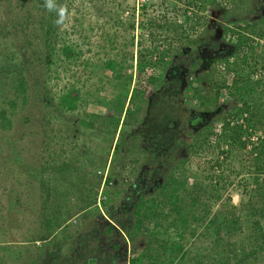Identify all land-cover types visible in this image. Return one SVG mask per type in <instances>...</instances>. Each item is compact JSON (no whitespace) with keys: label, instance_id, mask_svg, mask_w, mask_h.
Segmentation results:
<instances>
[{"label":"rangeland","instance_id":"rangeland-1","mask_svg":"<svg viewBox=\"0 0 264 264\" xmlns=\"http://www.w3.org/2000/svg\"><path fill=\"white\" fill-rule=\"evenodd\" d=\"M217 1L52 0L53 9H34L32 24L25 28L18 26L26 22L18 9L8 12L6 1L0 2V112H15L11 127L0 124V243L6 248H0V264H27L23 249L30 243L26 240L49 221L61 226L46 244L51 255L46 264L129 263L136 256L134 248L117 234L109 239L104 230H99V223H113L119 229L130 225L138 200L159 187L179 158L187 160L192 174L209 171L218 151L211 147L198 156L190 155L187 146L192 143V135L217 115L235 111L240 103L228 89L221 94L218 110L203 112L190 86L191 79L233 53L234 40L229 36L223 39V27H237L242 21L253 24L264 18V0H244L236 5ZM12 2L17 5L16 0ZM201 3L206 4L203 10L198 8ZM194 12L200 17L198 28L189 33L196 40L194 45L165 41V35L172 33L151 25L162 24L166 18L179 27ZM42 22L45 33L41 31ZM28 32L31 45H26ZM43 33L46 38L41 42ZM251 40L254 46H264V37L253 35ZM170 44L174 50L163 56ZM141 48L158 49L143 71L138 66ZM67 49L72 54L67 55ZM110 62H123L122 71L116 69L122 78L106 67ZM194 64L192 74L189 68ZM19 72L32 88L36 81L43 84L41 94L45 98L38 97V104L32 101L17 108L9 104L17 97L13 84ZM205 87L206 80L202 84ZM72 91L81 94L78 108L62 109V98ZM135 91V104L140 109L135 124L121 123L117 133L110 135L111 118L121 117L123 121L128 109L132 113L137 109L130 104ZM117 101L124 102V112L114 107ZM24 115L30 121L21 126ZM88 115L99 117L94 128L82 123L89 121ZM246 123L240 119L231 124H242L243 140L252 143L241 157L247 168L244 166L245 170L233 177L234 185L227 192L239 207L264 194V173L257 183L255 168L249 162L251 149L264 143V125L254 131ZM221 127L222 121L214 122L211 146ZM118 143L125 144L120 156L115 154ZM128 147L130 151H126ZM241 165L235 161L237 172ZM110 174L113 179L108 183ZM100 175L103 181L96 194L93 184ZM194 179L191 177L190 183ZM95 201L97 204L87 209L89 217L74 213ZM69 210L74 213L70 220ZM70 223L80 225L76 229L80 232L74 226L68 230ZM71 233L73 238H69ZM40 243L37 241V247ZM141 248L138 244V250Z\"/></svg>","mask_w":264,"mask_h":264},{"label":"trees","instance_id":"trees-1","mask_svg":"<svg viewBox=\"0 0 264 264\" xmlns=\"http://www.w3.org/2000/svg\"><path fill=\"white\" fill-rule=\"evenodd\" d=\"M2 1L8 3L5 2L8 12L13 13L17 8L20 16L26 19L25 23H18V26L23 28L32 24L31 12L34 9L41 11L46 8L47 4V0H16L17 5L15 6L12 0H0V2ZM216 1L211 0V3L214 4ZM227 1L231 5L244 2V0ZM198 8L203 10L206 8V4L201 3ZM185 20V25H179V27L173 25L171 19L166 18L162 24L160 21L152 22L151 25L165 29L164 31L168 34L172 33V36L165 35L166 38L168 37L165 41L173 42L174 40L173 44L180 43L187 47L196 43V40L192 38L193 35L189 33L198 28L200 17L194 12L192 17H185ZM263 21L264 18L261 22ZM261 22L255 21L252 24L249 21H242V25L237 27H223V39L229 36L234 40L233 53L219 59L218 65L203 71L196 79H191L190 86L194 87L195 98L199 101V108L203 112L218 110L221 94L228 89L233 91L231 96L240 103L239 108L235 111L217 115L209 125L192 135V143L187 146L190 155L198 156L201 151L209 150L211 147L218 151L217 157L210 162L209 171L202 170L200 174H192L187 166V160L179 158L169 173L167 172L168 174L163 177V182L159 187L150 195H143L138 200L132 212L133 218L130 225L119 229L113 223H99V230H104V234L109 239L112 235L117 234L134 248L133 252L136 256L130 259L129 263L123 264H264V194L252 197L248 203L239 207L233 201V196L227 193L234 185L233 177L241 174L247 168L243 163L246 160L243 161L244 159L241 157L246 154L245 150L248 146H251L249 143L252 144L251 141L243 140L242 124L235 126L231 124L243 119L247 121L246 125H249V129L254 131L264 125V46H254L251 40L253 35L264 37V26L258 27ZM187 24L190 25V28L185 29ZM41 27V31L45 33L43 22ZM8 29L9 25L6 26V30ZM44 33L40 39L41 42H44V38H46ZM26 37V41H28L26 45H31L30 32L26 34ZM142 44V42L139 43V45ZM173 44L168 45L163 56L169 55L168 51L174 50ZM156 50L158 49L156 48ZM156 50L154 48L152 51H148L147 48H141L138 53V66L142 71ZM65 53L72 54L69 49ZM46 60L48 59L46 58ZM106 67L113 70L117 77L122 78L116 69L118 67L122 71L123 62L119 65L110 62ZM189 71L192 74L195 72V64L189 68ZM17 80L13 84L17 97L9 101L13 108H17L20 104L21 107H25L32 101L33 105H36L38 97L41 100L45 98L41 94L43 84L40 81H36L32 88L27 85L26 77L21 72H19ZM204 80L207 82V87L203 89ZM131 82L132 79L127 82L128 86ZM125 90L126 88H124ZM73 93L75 91L62 98V109L66 107L67 110L75 111L78 108L77 102L81 100V94L80 92ZM135 93L138 92H133L130 104L133 107L136 106L137 109L134 113L128 109L123 121L121 117L111 118L110 135L114 136L117 133L121 123L124 126L135 124L136 112L140 110L135 104ZM122 95L125 96L124 93ZM117 102L114 107L120 113L124 112V102ZM14 116L15 112L6 114V110H2L0 112L1 126L11 127ZM97 118L99 117L96 115H88L89 121L82 123L86 127L94 128ZM129 118L131 121H128ZM217 120L222 121V127L220 135L217 133L215 141L212 142L215 145L211 146L210 136L213 135L212 128ZM29 121L30 117L24 115L21 126L26 125ZM224 145L226 149L223 148ZM123 146L125 147V144ZM123 146L122 143L116 144L115 154L120 156ZM127 150L130 151L129 147ZM249 155L252 156L249 157V162L255 168L257 176H255V181L258 183V176L264 173V143L258 148L251 149ZM235 161L242 163L241 170L238 172L234 168ZM166 164L164 163V165ZM191 177H195V179L190 183ZM112 179L113 175L110 174L106 180L109 183ZM102 181L103 176L100 175L97 177L96 183L93 184L96 194H98ZM96 204V201L89 203L86 209L74 213L89 217L91 212H88L87 209H91ZM96 210L99 211L100 208L96 207ZM74 213L69 210L67 219L70 220ZM92 213V217L97 219L94 216L96 213ZM60 226L59 223L55 224L52 221L42 223L38 231L26 240L30 243L27 248L23 249L26 251L24 255H27V264H46L45 262L50 260L51 255L48 254L46 244L53 238L55 231ZM72 226L74 224L70 223L67 226L68 230ZM79 226H74L75 230ZM76 232L80 231L76 230ZM73 235L74 233H71L69 238H73ZM37 241L41 242L38 247ZM138 244L142 245L140 250H138ZM0 248L6 249L2 247V243H0ZM115 248L120 249V246L115 245ZM23 250L20 251L23 252ZM52 250L56 251V248ZM17 252L19 251L17 250ZM52 254L54 255V253Z\"/></svg>","mask_w":264,"mask_h":264},{"label":"clouds","instance_id":"clouds-1","mask_svg":"<svg viewBox=\"0 0 264 264\" xmlns=\"http://www.w3.org/2000/svg\"><path fill=\"white\" fill-rule=\"evenodd\" d=\"M47 8L51 11L54 7L53 3H52V0H48V3H47ZM63 10H61V14H62ZM61 21L60 20H57V23H60Z\"/></svg>","mask_w":264,"mask_h":264},{"label":"built area","instance_id":"built-area-1","mask_svg":"<svg viewBox=\"0 0 264 264\" xmlns=\"http://www.w3.org/2000/svg\"><path fill=\"white\" fill-rule=\"evenodd\" d=\"M143 1H145V0H143ZM142 6H144V3H142ZM252 140H255L254 138H252Z\"/></svg>","mask_w":264,"mask_h":264}]
</instances>
